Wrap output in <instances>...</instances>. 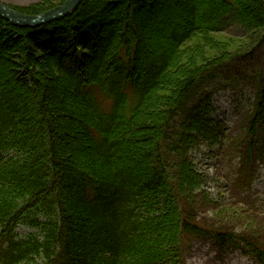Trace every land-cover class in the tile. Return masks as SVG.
Wrapping results in <instances>:
<instances>
[{
    "label": "trees",
    "instance_id": "trees-1",
    "mask_svg": "<svg viewBox=\"0 0 264 264\" xmlns=\"http://www.w3.org/2000/svg\"><path fill=\"white\" fill-rule=\"evenodd\" d=\"M156 3L172 19L157 17L167 32L154 49L140 30ZM228 19L246 29L242 44L215 36ZM262 31L264 0H81L33 28L0 16V264H183L195 238L234 244L195 220L199 179L169 130ZM250 124L264 127V76ZM247 244L264 264V246Z\"/></svg>",
    "mask_w": 264,
    "mask_h": 264
},
{
    "label": "rangeland",
    "instance_id": "rangeland-1",
    "mask_svg": "<svg viewBox=\"0 0 264 264\" xmlns=\"http://www.w3.org/2000/svg\"><path fill=\"white\" fill-rule=\"evenodd\" d=\"M40 1L0 0L14 9ZM156 5L151 15L144 13L140 30L154 49L162 42L157 28L165 26L167 32L172 19L165 12L167 3ZM166 14L167 23L158 20ZM246 32L228 19L223 32L215 36L242 44ZM262 39L238 50L217 78L196 86L184 112L177 114L173 132L169 130L173 136L169 143L180 134L189 166L199 179L189 194L195 220L211 232L235 237V243L224 248L211 234L191 240L183 250V264H259L247 243L264 246V127L250 130L257 79L264 76V31ZM184 125L189 127L183 130ZM78 147L75 153L81 154ZM169 156L177 159L174 153ZM16 232L22 237L35 230L19 225Z\"/></svg>",
    "mask_w": 264,
    "mask_h": 264
},
{
    "label": "water",
    "instance_id": "water-1",
    "mask_svg": "<svg viewBox=\"0 0 264 264\" xmlns=\"http://www.w3.org/2000/svg\"><path fill=\"white\" fill-rule=\"evenodd\" d=\"M80 1L81 0H65L62 5L56 6L39 15L22 14L0 2V16L15 26L31 28L40 24L49 23L70 14L78 6Z\"/></svg>",
    "mask_w": 264,
    "mask_h": 264
},
{
    "label": "bare ground",
    "instance_id": "bare-ground-1",
    "mask_svg": "<svg viewBox=\"0 0 264 264\" xmlns=\"http://www.w3.org/2000/svg\"><path fill=\"white\" fill-rule=\"evenodd\" d=\"M2 3V2H1ZM4 4V3H3ZM8 6V5H7ZM9 7V6H8ZM53 9V8H52ZM14 10V9H13ZM51 10V9H50ZM23 14V13H22ZM42 14V13H41ZM39 15V14H38ZM2 17V16H1ZM3 18V17H2ZM4 19V18H3ZM7 21V20H6ZM9 22V21H8ZM12 24V23H11ZM45 24V23H44ZM40 25H42V24H40ZM39 26V25H38ZM22 27V26H21ZM37 27V26H36ZM27 28H30V27H27ZM31 28H33V27H31Z\"/></svg>",
    "mask_w": 264,
    "mask_h": 264
}]
</instances>
